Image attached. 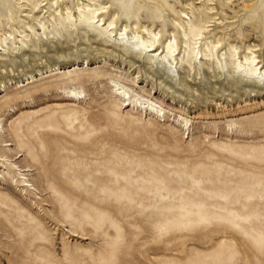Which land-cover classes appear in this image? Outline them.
<instances>
[{
  "label": "rangeland",
  "instance_id": "374dc122",
  "mask_svg": "<svg viewBox=\"0 0 264 264\" xmlns=\"http://www.w3.org/2000/svg\"><path fill=\"white\" fill-rule=\"evenodd\" d=\"M23 1L0 0V34H46L0 51V264H264V83L228 50L264 58V0H92L164 35L179 9L211 19L228 67L174 80L84 24L18 19Z\"/></svg>",
  "mask_w": 264,
  "mask_h": 264
},
{
  "label": "bare ground",
  "instance_id": "6f19581e",
  "mask_svg": "<svg viewBox=\"0 0 264 264\" xmlns=\"http://www.w3.org/2000/svg\"><path fill=\"white\" fill-rule=\"evenodd\" d=\"M16 1H18V5H23V3H25L23 0ZM63 1L66 3H63L62 0H50L49 5L46 4V6H48L41 9V1L34 0V5L30 11L23 16H19L18 19H21V17H30L29 13L36 9L40 10L43 16L46 15L48 22L51 23L55 31H57V27L64 25L65 27L71 26L73 28L77 24H84L88 28H94L98 31L99 35L106 37L107 42H111L116 48L131 50L139 59L142 57L148 58L150 63L152 62L161 68L167 69V76H169L171 80L174 76L179 74V68L185 62L190 67L194 64L198 71L202 69L207 61H214L216 68L220 70V72H223L224 69L228 67L223 54H220V50H222L221 37H216L214 40V36L207 35V29L212 26H210L212 23L211 19L204 21L202 24H195L191 21V17L189 16L190 13L185 9H179L176 13L177 17L169 18L170 23L164 26L169 27L165 30L167 31V35H164L161 29L163 25L160 23L157 26V28L159 27L160 29L155 28L154 24L146 22L140 26L124 22L118 27L119 13L117 9L110 12L108 11V7L99 5L94 6L92 0H88L87 2L86 0H73V3L71 0ZM193 2L194 0L192 3ZM185 5L187 6L188 4L185 3ZM240 5H242V3L238 4L237 7ZM24 10L20 11V14ZM180 19L183 21L180 22ZM13 20L15 19L13 18ZM33 21L36 23L35 29L28 24L29 22L17 20L18 23H21L18 29L3 30L0 34V51L4 53L5 50L9 49L19 51L24 49L26 45L25 40L29 37L28 32L31 33V31L35 30L42 35L46 34V22H42L40 19H33ZM19 29L23 31H19ZM74 29H76V27ZM251 31L252 30H250V32ZM22 33L24 35H22ZM48 33L50 32L48 31ZM260 48L261 44L258 42L257 45L248 46L243 52H239V47L231 44L228 50L233 66V73L244 74L242 76L247 79H256L258 82L264 83V58L262 59V56L257 54ZM184 56L187 57L188 61L184 59ZM24 59L26 60V58ZM121 89L122 92L123 87H121ZM166 89L172 90V87L166 86ZM70 98L79 99L78 92H71ZM128 99L129 97H127L125 101H128ZM127 105L130 106L129 103ZM147 107L151 113L155 112L160 114L162 111V108L157 110L154 104H149Z\"/></svg>",
  "mask_w": 264,
  "mask_h": 264
}]
</instances>
